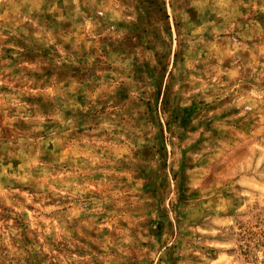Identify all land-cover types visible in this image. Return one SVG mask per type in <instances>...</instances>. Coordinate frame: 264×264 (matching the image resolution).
Listing matches in <instances>:
<instances>
[{
	"label": "rangeland",
	"instance_id": "obj_1",
	"mask_svg": "<svg viewBox=\"0 0 264 264\" xmlns=\"http://www.w3.org/2000/svg\"><path fill=\"white\" fill-rule=\"evenodd\" d=\"M0 264H264V0H0Z\"/></svg>",
	"mask_w": 264,
	"mask_h": 264
}]
</instances>
